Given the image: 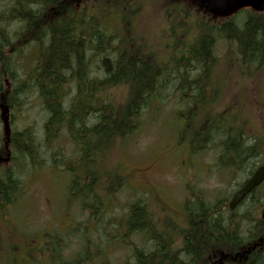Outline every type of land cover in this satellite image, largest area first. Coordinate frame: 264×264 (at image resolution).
Masks as SVG:
<instances>
[{
    "label": "trees",
    "instance_id": "1",
    "mask_svg": "<svg viewBox=\"0 0 264 264\" xmlns=\"http://www.w3.org/2000/svg\"><path fill=\"white\" fill-rule=\"evenodd\" d=\"M146 3L0 0V104L15 109L36 88L47 115L43 142L32 127L11 132L12 164L0 176V264H8L1 262L2 255L17 250L32 260L43 254L35 246L44 234H28L21 245L6 243L1 223L11 214L8 207L22 196L26 169L41 167L42 149L54 147L52 157L56 152L64 158L50 166L70 173L69 201L79 202L88 216L68 234L54 233L53 244L42 242L41 250L51 246V264H116L106 253L117 243L131 249L130 257L119 264H212L222 253L242 255L224 264H264V245L252 248L264 239V217L257 215L264 187L236 210L227 206L232 192L252 175L264 154V136L250 134L251 119L232 112V106L214 111L220 83L228 75L237 72L250 80L264 72V11L245 9L222 19L199 6L170 5L166 15L174 11L168 22L172 36L156 49L133 34ZM219 41L230 65L216 52ZM218 68L224 72L222 79L216 75ZM121 90L124 97L116 98ZM175 92L185 104L175 113L177 145L192 154L216 147L215 168L234 187L227 198L212 201L197 198L198 189H191L182 228L151 208L148 195L131 202L118 221L109 214L127 175L119 165L107 166L109 156L139 129L146 108H157ZM0 133L3 155L7 138L3 128ZM64 136L74 145L73 154L59 144ZM100 225L109 233L103 248L91 235ZM107 225L115 228L108 231ZM75 238L79 250L86 249L69 259L63 250L70 240L76 243Z\"/></svg>",
    "mask_w": 264,
    "mask_h": 264
},
{
    "label": "rangeland",
    "instance_id": "2",
    "mask_svg": "<svg viewBox=\"0 0 264 264\" xmlns=\"http://www.w3.org/2000/svg\"><path fill=\"white\" fill-rule=\"evenodd\" d=\"M167 1L173 4L174 0H147L133 25V34L150 44H155L156 49L162 46L165 38L172 36L168 30L170 26L168 22L172 20L171 13L174 11L166 15ZM140 38L139 40L144 42ZM221 42L219 41L216 52L223 56L221 59L224 58L226 64L230 65L224 56L225 52H222ZM160 57L164 58L162 54ZM216 71H218L217 77L222 79L224 73L222 69L218 68ZM227 77L225 82L223 80L220 83L222 90L214 111L223 112L224 109L232 106V112L235 111L242 118L246 116L251 119L250 134L254 131L264 136V72L250 80L244 79L237 72ZM35 89L24 96L21 105L11 109V121L13 130L32 127L37 132L39 141L43 142V129L47 115ZM178 94L175 92L171 99L164 100L157 108L153 106L146 108L141 116L139 129L123 143L117 144L109 156L107 166L112 168V165H119L120 171L127 175L125 184L115 197V209L109 214L117 216L118 221L120 217L125 216L131 202L138 197L144 198L148 195L151 208H156L159 213L168 215L172 222L178 223V226L182 228L185 225V217H182L183 205L191 189H198L197 198L212 201L215 197L227 198L234 187L230 184L231 180L215 168L216 147L191 154L183 144L177 145L179 126L175 121V113L185 108ZM124 95L125 91L121 90L116 92L115 97L120 99ZM1 128L0 124V132ZM65 136L59 144L66 149L68 147L69 154H73L74 145ZM54 148L50 151L42 149L43 165L41 167L29 166L30 169H26L23 175L22 196L15 205L8 207L11 214L9 218L6 217L3 224L1 223L4 227L6 243L16 242L21 245L28 234L36 232H39V236L47 234L45 237L43 235L35 246L43 254L40 257L38 253L35 254V259L32 260L24 254L23 250H17L14 253L2 255L1 262L51 264V246L49 249L41 250L42 242L45 240L53 244L54 233L68 234L74 224L85 220L88 216V212L79 202L69 201L70 173L61 167L50 166L52 162L61 164L64 158L56 152L55 157H52L53 152L56 151V147ZM257 164H264V154L258 158ZM4 166L0 168V173ZM263 211L264 207L261 213ZM109 215L105 218L106 220ZM107 226L108 231L115 228L112 227L113 225ZM101 227V225L98 226L99 231L91 235L103 248L109 239V233L106 234ZM113 234L116 233L113 232ZM75 239L76 243L70 240L69 246L63 250V254L69 259L75 254L80 256V253L86 249L81 245L82 248L79 250L80 244L77 243V238ZM106 254L112 263L119 264L130 257L131 249L129 246L124 247L117 243Z\"/></svg>",
    "mask_w": 264,
    "mask_h": 264
},
{
    "label": "water",
    "instance_id": "3",
    "mask_svg": "<svg viewBox=\"0 0 264 264\" xmlns=\"http://www.w3.org/2000/svg\"><path fill=\"white\" fill-rule=\"evenodd\" d=\"M202 7L212 13L215 16L228 18L238 13L244 8H252L257 12L264 11V0H200ZM2 109V117L7 122L9 107L2 103L0 105ZM6 132L8 133V126H6ZM9 158L1 160H8ZM264 181V166H260L254 172L252 177L241 187L230 201V208L234 209L251 191L259 186ZM222 263V260H221Z\"/></svg>",
    "mask_w": 264,
    "mask_h": 264
},
{
    "label": "flooded vegetation",
    "instance_id": "4",
    "mask_svg": "<svg viewBox=\"0 0 264 264\" xmlns=\"http://www.w3.org/2000/svg\"><path fill=\"white\" fill-rule=\"evenodd\" d=\"M258 190H260V189H258ZM260 191H261V190H260ZM230 198H231V197H230ZM230 198H229V199H230ZM228 202H229V200H228ZM228 202H227V206H228ZM224 208H225V207H224ZM263 212H264V211H263ZM263 212H262L261 214H263Z\"/></svg>",
    "mask_w": 264,
    "mask_h": 264
},
{
    "label": "bare ground",
    "instance_id": "5",
    "mask_svg": "<svg viewBox=\"0 0 264 264\" xmlns=\"http://www.w3.org/2000/svg\"><path fill=\"white\" fill-rule=\"evenodd\" d=\"M228 207L230 208V206H228ZM230 209H232V208H230ZM262 216L264 217V212H263Z\"/></svg>",
    "mask_w": 264,
    "mask_h": 264
}]
</instances>
